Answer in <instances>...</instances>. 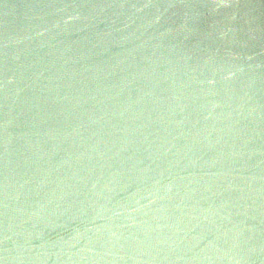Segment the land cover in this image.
<instances>
[{
    "label": "water",
    "instance_id": "95a60500",
    "mask_svg": "<svg viewBox=\"0 0 264 264\" xmlns=\"http://www.w3.org/2000/svg\"><path fill=\"white\" fill-rule=\"evenodd\" d=\"M0 264H264V0H0Z\"/></svg>",
    "mask_w": 264,
    "mask_h": 264
}]
</instances>
